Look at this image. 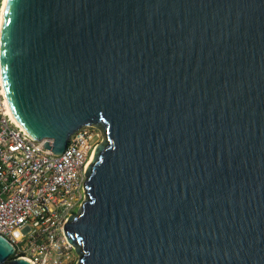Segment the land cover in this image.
I'll list each match as a JSON object with an SVG mask.
<instances>
[{"label": "water", "instance_id": "1", "mask_svg": "<svg viewBox=\"0 0 264 264\" xmlns=\"http://www.w3.org/2000/svg\"><path fill=\"white\" fill-rule=\"evenodd\" d=\"M0 67L42 147L104 136L77 264H264V0H6Z\"/></svg>", "mask_w": 264, "mask_h": 264}, {"label": "built area", "instance_id": "2", "mask_svg": "<svg viewBox=\"0 0 264 264\" xmlns=\"http://www.w3.org/2000/svg\"><path fill=\"white\" fill-rule=\"evenodd\" d=\"M103 139L86 125L61 154L42 147L46 139L33 138L12 115L0 67V234L14 255L33 264H77L64 225L86 199V170Z\"/></svg>", "mask_w": 264, "mask_h": 264}, {"label": "bare ground", "instance_id": "3", "mask_svg": "<svg viewBox=\"0 0 264 264\" xmlns=\"http://www.w3.org/2000/svg\"><path fill=\"white\" fill-rule=\"evenodd\" d=\"M5 3H6V0L3 1V5H2V8H1V14H0V33H1V27H2V21H3V13H4V8H5ZM10 106V105H9ZM10 111L12 113V110L10 108ZM13 115V113H12ZM14 116V115H13ZM15 118V116H14ZM17 120V119H16Z\"/></svg>", "mask_w": 264, "mask_h": 264}, {"label": "rangeland", "instance_id": "4", "mask_svg": "<svg viewBox=\"0 0 264 264\" xmlns=\"http://www.w3.org/2000/svg\"><path fill=\"white\" fill-rule=\"evenodd\" d=\"M4 1V0H3ZM2 5H3V3H2ZM95 130H96V132H97V134H98V136H101V130L100 129H98L97 127H95Z\"/></svg>", "mask_w": 264, "mask_h": 264}, {"label": "trees", "instance_id": "5", "mask_svg": "<svg viewBox=\"0 0 264 264\" xmlns=\"http://www.w3.org/2000/svg\"><path fill=\"white\" fill-rule=\"evenodd\" d=\"M13 257H17L16 255H13Z\"/></svg>", "mask_w": 264, "mask_h": 264}]
</instances>
